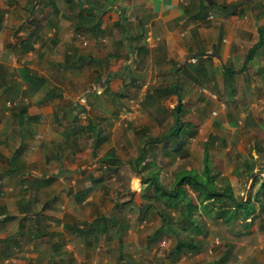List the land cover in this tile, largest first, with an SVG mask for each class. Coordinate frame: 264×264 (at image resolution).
I'll return each mask as SVG.
<instances>
[{
    "label": "crops",
    "instance_id": "crops-1",
    "mask_svg": "<svg viewBox=\"0 0 264 264\" xmlns=\"http://www.w3.org/2000/svg\"><path fill=\"white\" fill-rule=\"evenodd\" d=\"M176 107L185 157L149 143L137 166ZM226 129L264 132V0H0V264H192L158 257L144 179L160 153L185 159L197 132ZM237 149L250 179L242 161L264 149ZM244 245L218 260L264 264Z\"/></svg>",
    "mask_w": 264,
    "mask_h": 264
},
{
    "label": "trees",
    "instance_id": "trees-1",
    "mask_svg": "<svg viewBox=\"0 0 264 264\" xmlns=\"http://www.w3.org/2000/svg\"><path fill=\"white\" fill-rule=\"evenodd\" d=\"M262 39L263 38L260 39V43L263 42ZM172 112V116H174V126L163 136L150 138L143 144L134 161L137 166L145 159L148 152L146 144L149 143H172L169 149L170 152L175 156L185 157L186 151L184 149V144L186 137L184 136L185 131L180 127V118L176 114L178 112V107ZM96 149L97 143L95 142L94 154ZM166 154L168 153L166 152ZM102 160L104 163L114 164V166L117 164V160L114 159L113 151H109ZM148 164L149 163L143 165V169L149 166ZM257 164L259 163H256V159H254L253 162H248L247 159L242 161L245 173L250 177L253 185L258 184L256 190L253 191L251 189L246 198L235 196L227 177L222 175L221 171L214 169L208 144L206 143L204 144L203 169L201 173L187 170L176 176L169 188L161 182L157 174L144 179V183H147L148 187L153 188L152 193L146 196L147 205L144 211L152 208L158 212L162 218L161 228L150 236V239L158 238L159 233H162V228L165 226L170 229L174 228V222L183 224L185 229L203 232L198 221L195 219V214H203L208 217V219H219L226 226L238 223L246 233H250L249 227L257 217L259 213L258 209H262L264 205L260 198L264 195V175L262 174L264 173V166H258L257 170H254ZM131 166L133 167V165ZM114 169L115 167L113 166L109 168V170ZM221 183H223V186L219 187L217 184ZM109 220L112 221L114 219L109 217ZM173 232L176 233L175 230H173ZM201 244V241L198 240H184L178 238L175 246L170 250L167 256L171 255L173 258H177L185 250H191L196 253L200 252L202 250ZM221 258L222 259L218 262L213 261L208 264H223L226 258Z\"/></svg>",
    "mask_w": 264,
    "mask_h": 264
},
{
    "label": "rangeland",
    "instance_id": "rangeland-1",
    "mask_svg": "<svg viewBox=\"0 0 264 264\" xmlns=\"http://www.w3.org/2000/svg\"><path fill=\"white\" fill-rule=\"evenodd\" d=\"M140 117V113L137 114ZM122 117V116H121ZM135 118V117H134ZM134 118H129L126 120H134ZM156 129V128H155ZM152 129V134H157V130ZM250 134L253 133L241 132L236 129L234 131L221 130V131H202L197 132V135L193 137L192 141V152L185 159H170L162 156L160 153L154 159L155 167L153 169L158 172L160 180L164 183V185L169 188L173 183L175 174L174 172L177 169H192L193 172L198 171L201 172L203 169L202 157H203V147L204 144H208V148L211 151V161L214 169L225 171V174L229 176V182L232 183V188L235 196L246 198L248 192L252 189L256 190L258 184L253 185L251 179H246L242 175L241 179L234 175L235 166L233 161L239 162V158L236 157V150L238 151V147L241 148L242 154L248 155L252 153L253 148H257V145H260V149H264V132H255L256 142L251 143ZM241 136V137H240ZM240 137V141L238 139ZM231 143L232 147H228L227 143ZM238 146V147H237ZM159 151V146L157 148ZM253 154V153H252ZM251 157V154H249ZM149 158V157H148ZM249 158V157H248ZM148 160V159H147ZM146 160V161H147ZM262 166L264 163L260 162ZM259 163V166H261ZM143 165V164H142ZM264 175V173H262ZM262 176V175H261ZM244 178V179H243ZM140 180V179H138ZM219 187L223 186V183L217 184ZM153 190L152 187H148L147 189H143L144 194L148 193V191ZM262 203H264V195L261 197ZM264 205L263 208H259L258 215L255 218L252 226V234L244 233V230L236 225L232 224L230 227L226 226L219 219L209 218L204 216L203 214H195V219L198 221L199 225L202 228L203 232H198L197 230L185 229L184 225L179 222H174V228L164 227L162 229V234L160 239L165 238L169 243V247L173 248L176 244L178 238L184 240H198L201 241V251L193 252L186 250L183 251L182 255L184 259H191L192 264H208L210 262H218L223 250L226 248L229 251V256L232 257V249L235 248V253L239 252L238 248H244L245 245H248V250L251 251V256L256 255L257 251H259L260 255L264 254ZM216 219V220H215ZM157 220V218H156ZM146 229V228H145ZM175 230L176 233L173 232ZM240 231V233H238ZM240 235V236H236ZM156 238V239H159ZM217 238L218 243L214 242V239ZM159 239V240H160ZM156 247V246H155ZM169 249V248H168ZM166 248L163 250L162 255H158L159 258H166L169 250ZM238 249V250H237ZM240 255L244 257V250L240 251ZM248 257V253L246 255ZM242 258H238V262L236 264H240ZM233 264V263H231Z\"/></svg>",
    "mask_w": 264,
    "mask_h": 264
},
{
    "label": "built area",
    "instance_id": "built-area-1",
    "mask_svg": "<svg viewBox=\"0 0 264 264\" xmlns=\"http://www.w3.org/2000/svg\"><path fill=\"white\" fill-rule=\"evenodd\" d=\"M147 43H148V47L149 48H153L154 46H155V43H154V41L152 40V38H151V36L150 35H148L147 36ZM80 101H82V102H84V101H86V99H85V97H81V99H80ZM136 108V102H134V101H131V105L129 106V109L128 110H124V112H122L121 114H122V117L123 118H127V119H129V118H133L134 117V115H133V113L135 112L134 111V109ZM218 239L217 238H215L214 239V242L215 243H218V241H217ZM166 241L165 240H162L161 242H160V244H159V248H158V250H157V253H158V255H162V252H163V250L166 248Z\"/></svg>",
    "mask_w": 264,
    "mask_h": 264
}]
</instances>
